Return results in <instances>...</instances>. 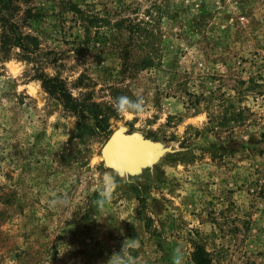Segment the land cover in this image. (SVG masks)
I'll list each match as a JSON object with an SVG mask.
<instances>
[{
    "label": "rangeland",
    "instance_id": "obj_1",
    "mask_svg": "<svg viewBox=\"0 0 264 264\" xmlns=\"http://www.w3.org/2000/svg\"><path fill=\"white\" fill-rule=\"evenodd\" d=\"M0 13L25 38L0 23V264H199L200 249L264 264V0H0ZM121 95L145 112H117ZM119 128L152 146L138 171L103 157Z\"/></svg>",
    "mask_w": 264,
    "mask_h": 264
},
{
    "label": "water",
    "instance_id": "obj_2",
    "mask_svg": "<svg viewBox=\"0 0 264 264\" xmlns=\"http://www.w3.org/2000/svg\"><path fill=\"white\" fill-rule=\"evenodd\" d=\"M137 141L138 144H136ZM152 146L138 134L116 129L103 147L106 163L118 170L138 171L152 156Z\"/></svg>",
    "mask_w": 264,
    "mask_h": 264
},
{
    "label": "trees",
    "instance_id": "obj_3",
    "mask_svg": "<svg viewBox=\"0 0 264 264\" xmlns=\"http://www.w3.org/2000/svg\"><path fill=\"white\" fill-rule=\"evenodd\" d=\"M72 8H73L72 9L73 12L76 15H99V14L88 13L85 10H80L77 5H73ZM82 18H84V20H86L90 25L93 24L94 22H98V21H95V20H97L96 17L84 16ZM92 18L94 19V21ZM0 23L2 25L3 30H5L8 33H11V35L15 36L16 41H15L14 45L16 44V46L24 49L22 41L25 38L23 37L22 33L20 32L18 26L14 22L9 21L6 16L1 15V13H0ZM4 36H5V34H4ZM2 43H3V41H2ZM151 63H152V61H151V58H149V56L147 58H145L144 60H142V62H141V64L144 65V67L150 66ZM47 83H51V85L49 87H52L53 91H57L60 94V96L66 97V98L71 97L70 94L68 93V91L65 90V88L63 87V84L61 82L54 80V79H49V78L44 79V84H47ZM71 106L73 109L77 110L80 113L82 118L85 117V115L87 113H90V111H89L90 105L87 102V100H84L82 103H80V102H76L74 99H72ZM199 252L201 253L199 264H209L208 260L204 257L203 250L200 249Z\"/></svg>",
    "mask_w": 264,
    "mask_h": 264
},
{
    "label": "clouds",
    "instance_id": "obj_4",
    "mask_svg": "<svg viewBox=\"0 0 264 264\" xmlns=\"http://www.w3.org/2000/svg\"><path fill=\"white\" fill-rule=\"evenodd\" d=\"M115 108L117 112L126 113L129 116H140L145 112L143 99L133 101L126 95H121L116 98Z\"/></svg>",
    "mask_w": 264,
    "mask_h": 264
},
{
    "label": "bare ground",
    "instance_id": "obj_5",
    "mask_svg": "<svg viewBox=\"0 0 264 264\" xmlns=\"http://www.w3.org/2000/svg\"><path fill=\"white\" fill-rule=\"evenodd\" d=\"M134 142H136V144H138L137 141H134Z\"/></svg>",
    "mask_w": 264,
    "mask_h": 264
}]
</instances>
